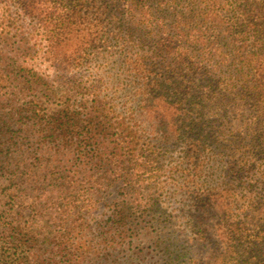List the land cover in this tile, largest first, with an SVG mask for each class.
Returning a JSON list of instances; mask_svg holds the SVG:
<instances>
[{"label":"trees","instance_id":"1","mask_svg":"<svg viewBox=\"0 0 264 264\" xmlns=\"http://www.w3.org/2000/svg\"><path fill=\"white\" fill-rule=\"evenodd\" d=\"M176 170L213 184L189 209L207 264H260L264 0H0V264H144L133 213Z\"/></svg>","mask_w":264,"mask_h":264},{"label":"rangeland","instance_id":"2","mask_svg":"<svg viewBox=\"0 0 264 264\" xmlns=\"http://www.w3.org/2000/svg\"><path fill=\"white\" fill-rule=\"evenodd\" d=\"M40 67L46 73H49L50 77L52 76V69L45 63H42ZM108 92H111V90H108ZM159 133H161L160 130ZM182 148L181 141L172 144L168 143L165 148L168 153L165 160L171 159L168 155H173L171 160L176 161L182 153ZM229 178L230 175L228 174L227 179ZM4 184V179L0 177V211L8 207L2 190ZM212 185L210 181L199 185L187 173H183L182 170H176L171 171L168 175H163L157 186L154 185L147 188L149 192L154 194L152 199H156L154 207L157 208L155 211H145L141 221L134 219L136 215H139V212L133 213L131 222L140 233L138 241L144 249V253L141 256L144 264H169L171 262L169 257L174 256L177 257L173 262L176 264H207L210 248L203 244L199 234L191 227V224L195 220L199 221L201 217L192 208L191 210L189 209L190 206H195L192 205L196 203L195 198L204 192L205 187L208 189ZM119 189L120 191L122 189L121 183H115L106 190L89 189L95 199L94 208L89 212L82 213L89 235L90 231H97L100 226L110 222V218L113 216L112 204L114 198L120 195ZM244 195H247V192ZM244 195L241 196V199L245 197ZM241 208H243V205L238 206L236 211L240 212ZM15 210H17V207L10 209L9 213H14ZM21 212L26 215L28 210L22 209ZM214 212L221 213L219 209L208 210V217ZM166 215L168 218L171 216V222L166 219ZM171 242L173 243L172 245H170ZM166 244L168 245L167 248H165ZM262 252L258 251L250 256L246 254L241 256V259L245 260L247 258L252 263L264 264V253Z\"/></svg>","mask_w":264,"mask_h":264}]
</instances>
